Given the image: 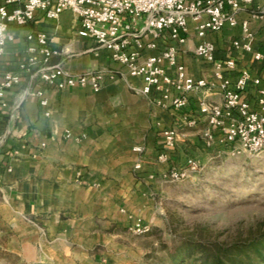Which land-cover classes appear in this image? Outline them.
<instances>
[{"label": "crops", "instance_id": "obj_1", "mask_svg": "<svg viewBox=\"0 0 264 264\" xmlns=\"http://www.w3.org/2000/svg\"><path fill=\"white\" fill-rule=\"evenodd\" d=\"M239 13L237 26L205 38H199L193 22L184 42H175L168 32L146 35L145 44L158 45L155 50L145 48L142 55L159 54L174 45L194 78L215 81L214 64L195 54L197 46L208 41L216 46L217 61L237 62L236 70L226 73L233 82L242 69H248L264 87V60L255 58L257 52L264 54V0H253ZM245 20L252 34L251 51L234 46L244 37ZM80 26L71 10L57 19L38 11L29 24L10 28L13 38L0 54V86L5 74L18 73L19 65L29 58L26 36L32 31L45 33L57 51L51 66L60 65L73 76L97 71L105 76L101 90L95 92L90 86L58 89L37 73H23L21 82L0 97V232L8 235L11 250L16 248L11 245L14 241L26 242L37 252L52 255L59 239H87L100 235L104 225H129L145 213L151 189L167 169L187 164L191 153L200 152L197 145H224L219 132L208 145L204 133L209 123L199 109L204 97L222 104L219 87L208 94H189L185 109L162 107L158 94L142 92L141 78L132 76L96 40L80 36ZM165 66L175 76L174 68L167 62ZM258 90L254 84L247 88L245 97L253 105ZM186 119H195L196 125L188 126ZM166 129L178 133L173 149L165 147ZM162 152L168 154V163L157 161Z\"/></svg>", "mask_w": 264, "mask_h": 264}, {"label": "built area", "instance_id": "obj_2", "mask_svg": "<svg viewBox=\"0 0 264 264\" xmlns=\"http://www.w3.org/2000/svg\"><path fill=\"white\" fill-rule=\"evenodd\" d=\"M253 0H3L0 4V54L13 38L10 28L13 25L25 26L35 19L38 11L44 12L50 19H57L66 10H71L79 21V34L93 38L100 47L110 52L112 58L127 67L132 76L144 81V94L159 95L158 104L162 107L185 109L189 105V94L211 93L219 87L222 104L208 101L205 97L200 101V115L208 120L209 128L204 133L208 145L215 142V132L221 135V143L230 146L235 154L248 153L256 155L264 152V87H260L261 79L255 77L248 69H242L233 82L226 73L237 68V62L228 59L217 61L216 46L202 41L196 48L199 58L214 64L215 81L194 78L187 67L179 59L176 46H169L159 54L144 57L145 48L157 49L154 41L144 43L146 35L162 36L168 32L175 42H184L183 35L189 31L190 22L196 26L199 38L209 33H217L227 26L239 24L238 14L248 8ZM244 37L236 40V48L251 51L252 34L248 29V21L242 22ZM30 43L29 58L19 65L18 73L5 74L0 86V97L6 90L21 82L23 73H37L40 78L58 89L67 87L90 86L95 92L102 87V72H87L73 76L62 66H51V58L57 54L50 46L49 38L42 32H29L26 36ZM134 47L136 49H134ZM37 53L40 57L37 56ZM257 60H264V54L255 53ZM175 70V76L169 74L165 63ZM250 84L259 86L255 105L246 97ZM39 95H43L39 92ZM46 106L47 99L41 100ZM6 104H4L5 106ZM49 116L50 113L47 112ZM187 125H196L195 119H186ZM167 149L177 145L178 133L174 129L163 132ZM141 152V148H135ZM166 152L158 155L159 163H168ZM187 168L170 167L163 174L166 182H177L188 178L198 171L199 164L195 158H188ZM142 168L141 164L135 166ZM130 231L136 235H145L152 230L142 218H135Z\"/></svg>", "mask_w": 264, "mask_h": 264}, {"label": "rangeland", "instance_id": "obj_3", "mask_svg": "<svg viewBox=\"0 0 264 264\" xmlns=\"http://www.w3.org/2000/svg\"><path fill=\"white\" fill-rule=\"evenodd\" d=\"M197 147L200 152L191 153L199 164L196 173L177 182L161 177L151 189V207L136 217L149 224V233L136 235L127 223L104 225L100 235L57 240L51 255L26 242L14 241L11 250L1 231L0 264H172L185 239L233 244L264 234V152L239 155L226 145Z\"/></svg>", "mask_w": 264, "mask_h": 264}, {"label": "trees", "instance_id": "obj_4", "mask_svg": "<svg viewBox=\"0 0 264 264\" xmlns=\"http://www.w3.org/2000/svg\"><path fill=\"white\" fill-rule=\"evenodd\" d=\"M171 261L172 264H264V234L233 244L185 239L175 249Z\"/></svg>", "mask_w": 264, "mask_h": 264}]
</instances>
